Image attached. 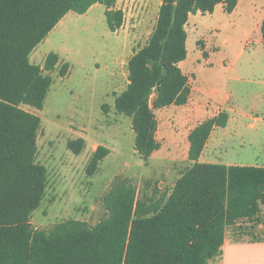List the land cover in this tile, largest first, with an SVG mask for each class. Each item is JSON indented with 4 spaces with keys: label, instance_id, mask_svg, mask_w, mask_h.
Listing matches in <instances>:
<instances>
[{
    "label": "trees",
    "instance_id": "trees-1",
    "mask_svg": "<svg viewBox=\"0 0 264 264\" xmlns=\"http://www.w3.org/2000/svg\"><path fill=\"white\" fill-rule=\"evenodd\" d=\"M116 3L0 0V264H209L221 257L228 235L235 241L264 240V167L200 162L213 130L228 126L226 111L190 133L193 165L170 194L140 196L118 176L104 197L107 216L95 226L69 219L49 231L33 227L48 170L37 162L41 119L23 107L43 109L60 56L51 52L41 68L30 55L68 13L85 15L96 4L106 7L109 29L119 31L125 15ZM220 4L232 14L238 0H163L147 44L128 61L129 84L116 95L115 110L132 119L135 149L145 161L161 149L154 111L186 105L191 96L179 66L188 56L189 17L212 14ZM261 36L264 42V20ZM69 72V63L62 64L60 76ZM67 146L81 155L86 141L70 140ZM110 153L98 146L87 166L89 177Z\"/></svg>",
    "mask_w": 264,
    "mask_h": 264
},
{
    "label": "rangeland",
    "instance_id": "rangeland-1",
    "mask_svg": "<svg viewBox=\"0 0 264 264\" xmlns=\"http://www.w3.org/2000/svg\"><path fill=\"white\" fill-rule=\"evenodd\" d=\"M105 9L97 4L87 15L70 12L30 55L31 62L42 67L51 52L60 56L43 109L23 107L41 119L37 162L48 170L45 198L32 216L36 229L49 231L69 219L93 227L107 216L104 197L116 177L129 180L140 196L159 197L172 190L189 167L182 144L176 149L170 143L148 161L137 153L132 119L115 110V98L127 88V62L147 44L155 20L139 25L140 18H130L127 8L123 27L112 32ZM263 13L264 2L259 1L232 16L221 10L192 14L186 26L184 71L195 96L208 106L260 119L255 131L250 128L253 119H235L227 128L217 129L204 162L264 166V44L258 42ZM64 63L70 65L66 78L59 74ZM78 138L86 141L81 155L67 146ZM99 145L111 153L89 177L87 166Z\"/></svg>",
    "mask_w": 264,
    "mask_h": 264
},
{
    "label": "crops",
    "instance_id": "crops-1",
    "mask_svg": "<svg viewBox=\"0 0 264 264\" xmlns=\"http://www.w3.org/2000/svg\"><path fill=\"white\" fill-rule=\"evenodd\" d=\"M259 1L264 0H238L237 7L235 11L232 14L234 15L236 12H238L242 7L244 9L247 8V6L256 7L259 3ZM124 3V8L119 7ZM163 0H117L115 9L116 10H122L125 15V22L127 15L125 14L126 9L129 10V16L130 18H140V24L146 23L148 21H151L152 19L155 20L154 27L155 28L160 7L162 6ZM97 5V4H96ZM94 5L85 15L89 14V12L96 6ZM221 10L224 13V4H220L215 8V11ZM106 11V9H105ZM134 11V12H133ZM214 11V12H215ZM70 13H68L61 22L56 26V28L63 23V21L69 16ZM227 14V13H226ZM191 17V16H190ZM189 17V19H190ZM264 20V13L259 16L258 24L259 29L261 32V26L262 22ZM137 24H133V27H136ZM55 28V29H56ZM187 31V29H186ZM153 32V31H152ZM52 33V32H51ZM188 34V31H187ZM48 39V38H47ZM45 39V41L47 40ZM258 42L261 44H264L262 41L261 33L258 36ZM187 50H188V38H187ZM130 59V58H129ZM188 59V56H187ZM187 59L179 64L182 72L188 77L187 72L184 71V65L186 64ZM129 61V60H128ZM128 65V62H127ZM43 68L42 66H40ZM189 83L191 86L190 78ZM129 84V81H128ZM191 96L189 98V101L186 105L183 106H175L171 105L168 107H165L163 109L155 110V116L158 122V128L156 133L157 140L161 143V150L168 144L172 143L175 144V148L179 149L181 147L180 144H182V147L185 149V154L188 159V151H189V140L188 137L190 133L203 121L214 118L218 116L221 112L226 111L229 113L230 120L228 125L234 121L235 119H253L254 121L250 124V128L252 130H257L258 122H260V119L255 117L252 118L251 116H248L244 113H238L236 111H233V109H226L220 106H208L206 103L202 102L201 99H198L194 94V89L191 86ZM226 99L229 101L231 99L230 95L226 97ZM231 113H235V116H232ZM227 128V127H226ZM219 128H216L213 130L207 145L205 147V150L200 158L201 163H207V164H217L213 162H204L202 160V157L205 154V151L209 148L210 142L212 140V136L215 134L216 130ZM225 129V128H223ZM168 138L173 139V141L169 142ZM182 142V143H181ZM180 145V146H179ZM101 146V145H99ZM98 148V146H97ZM95 151V149H94ZM155 155V154H153ZM189 162L190 168L193 163ZM225 166H235L231 164H222ZM260 167V166H255ZM264 167V166H262ZM182 175V174H181ZM180 178V177H179ZM178 178V179H179ZM176 183V182H175ZM172 190L168 192V194L171 193ZM209 264H264V240L263 241H256L253 242L249 239L235 241L232 239L230 235H228L225 239L224 245L222 247V255L221 257L210 261Z\"/></svg>",
    "mask_w": 264,
    "mask_h": 264
}]
</instances>
